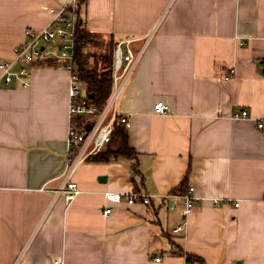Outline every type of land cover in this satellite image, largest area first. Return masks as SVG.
Returning a JSON list of instances; mask_svg holds the SVG:
<instances>
[{
    "label": "crops",
    "instance_id": "0c3cea01",
    "mask_svg": "<svg viewBox=\"0 0 264 264\" xmlns=\"http://www.w3.org/2000/svg\"><path fill=\"white\" fill-rule=\"evenodd\" d=\"M66 1L0 0V58ZM81 16L142 49L117 101L136 155L82 162L67 200L71 72L0 77V264H264V0H87ZM184 181L200 197L188 214Z\"/></svg>",
    "mask_w": 264,
    "mask_h": 264
},
{
    "label": "built area",
    "instance_id": "2783aa9c",
    "mask_svg": "<svg viewBox=\"0 0 264 264\" xmlns=\"http://www.w3.org/2000/svg\"><path fill=\"white\" fill-rule=\"evenodd\" d=\"M77 2L78 0H68L58 9H52L53 19L50 24L40 27L26 28L25 40L15 46L11 59L0 58V77L9 83L17 80L23 87L30 86V70L39 63L54 61L58 68L68 69L71 72L68 87L69 107H68V171L65 183L59 191L65 192L67 200L76 197L80 192L78 184L72 179L79 165L88 160L91 156L102 152L110 143L114 132L115 122H119L126 128L130 127L128 115L121 114L117 108V101L124 84L133 72L140 59L142 49L134 51L130 41H121L115 47V60L113 71V90L107 99L104 107L98 106L90 99L86 91L83 93V82L74 64L75 38L77 28ZM127 47L123 50V45ZM226 76V79H229ZM154 110L159 114H167L170 106L164 101H157ZM248 112L243 110L242 116H247ZM263 126V122L259 123ZM188 214L198 202L199 198L195 194V187L190 186L185 192L180 193ZM106 198L114 203H121L124 198L129 203L142 201L149 203L151 196L148 193L132 191L122 194L108 191ZM218 204L219 200L215 199ZM112 208L106 207L104 215L110 214ZM186 221L174 228L175 232L185 228ZM159 259V258H157ZM53 264H63L62 259H55Z\"/></svg>",
    "mask_w": 264,
    "mask_h": 264
},
{
    "label": "trees",
    "instance_id": "16d2710c",
    "mask_svg": "<svg viewBox=\"0 0 264 264\" xmlns=\"http://www.w3.org/2000/svg\"><path fill=\"white\" fill-rule=\"evenodd\" d=\"M87 0L77 2V28L75 38L74 64L90 99L102 109L113 90V71L116 41L113 36L90 30L81 16V9ZM48 62V63H47ZM39 64H49L51 61ZM37 64V65H39ZM134 149L128 142V128L115 122L114 132L106 148L90 158L91 161L107 162L119 157L134 158ZM185 181L174 191L183 193ZM188 262L193 255L186 254Z\"/></svg>",
    "mask_w": 264,
    "mask_h": 264
},
{
    "label": "rangeland",
    "instance_id": "374dc122",
    "mask_svg": "<svg viewBox=\"0 0 264 264\" xmlns=\"http://www.w3.org/2000/svg\"><path fill=\"white\" fill-rule=\"evenodd\" d=\"M123 50H125V45H123ZM82 88H83V93L85 92V87L84 85H82Z\"/></svg>",
    "mask_w": 264,
    "mask_h": 264
},
{
    "label": "water",
    "instance_id": "95a60500",
    "mask_svg": "<svg viewBox=\"0 0 264 264\" xmlns=\"http://www.w3.org/2000/svg\"><path fill=\"white\" fill-rule=\"evenodd\" d=\"M236 264H241V261H238Z\"/></svg>",
    "mask_w": 264,
    "mask_h": 264
}]
</instances>
